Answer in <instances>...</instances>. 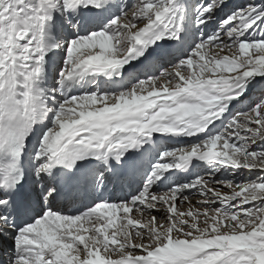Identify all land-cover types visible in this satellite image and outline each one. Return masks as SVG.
I'll use <instances>...</instances> for the list:
<instances>
[{
	"label": "snow or ice",
	"instance_id": "obj_1",
	"mask_svg": "<svg viewBox=\"0 0 264 264\" xmlns=\"http://www.w3.org/2000/svg\"><path fill=\"white\" fill-rule=\"evenodd\" d=\"M0 264H264V0H0Z\"/></svg>",
	"mask_w": 264,
	"mask_h": 264
},
{
	"label": "bare ground",
	"instance_id": "obj_2",
	"mask_svg": "<svg viewBox=\"0 0 264 264\" xmlns=\"http://www.w3.org/2000/svg\"><path fill=\"white\" fill-rule=\"evenodd\" d=\"M195 203V201H193Z\"/></svg>",
	"mask_w": 264,
	"mask_h": 264
}]
</instances>
